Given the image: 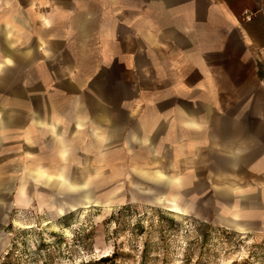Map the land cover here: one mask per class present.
<instances>
[{"label": "crops", "instance_id": "1", "mask_svg": "<svg viewBox=\"0 0 264 264\" xmlns=\"http://www.w3.org/2000/svg\"><path fill=\"white\" fill-rule=\"evenodd\" d=\"M1 1L10 7L13 0ZM18 5L13 18L25 59L74 60L75 78L57 88L58 97L18 103L22 123L34 107L33 127L62 161L69 162L74 143L79 139L81 147L86 138L97 142H85L86 152L117 140L135 162L139 153L176 156V165L163 169L192 174L144 172L168 187L160 203L182 211L181 192L206 182L218 187L226 203L217 211L225 215L224 225L247 232L264 218V0H19ZM118 81H129L125 97L114 92ZM37 161L30 175L45 180L41 184L77 187L81 196L91 197L90 180Z\"/></svg>", "mask_w": 264, "mask_h": 264}, {"label": "rangeland", "instance_id": "2", "mask_svg": "<svg viewBox=\"0 0 264 264\" xmlns=\"http://www.w3.org/2000/svg\"><path fill=\"white\" fill-rule=\"evenodd\" d=\"M18 1L9 7L0 0V264H112L96 260L114 251L116 264H264V218L256 219L247 232L224 225L225 215L217 211L226 203L217 186L204 182L202 188L186 187L178 197L182 211L160 203L158 196L168 190L144 172L192 174L163 169L176 165V156L139 153L135 162L117 140L100 150L89 146L86 152L85 142L97 146L96 140L86 138L81 147L77 139L66 163L33 127L34 107L22 123L19 101L58 97L57 88L75 75L70 58L25 59L24 44L16 35L19 22L13 18ZM33 35L32 28L30 42ZM117 68L122 70V65L117 63ZM128 82H117V96L128 95ZM34 160L45 168L60 165L75 179L87 178L91 197L81 196L77 187L41 184L45 180L30 175ZM41 173L49 174L44 169Z\"/></svg>", "mask_w": 264, "mask_h": 264}, {"label": "trees", "instance_id": "3", "mask_svg": "<svg viewBox=\"0 0 264 264\" xmlns=\"http://www.w3.org/2000/svg\"><path fill=\"white\" fill-rule=\"evenodd\" d=\"M43 244H44V242H43ZM11 254H12V252H9L7 254V258H10L11 257ZM116 258H117V252L114 251V253L111 254V255H104V256L99 257L96 260V262L103 263V262L112 261V264H116ZM142 264H145V263H142Z\"/></svg>", "mask_w": 264, "mask_h": 264}, {"label": "water", "instance_id": "4", "mask_svg": "<svg viewBox=\"0 0 264 264\" xmlns=\"http://www.w3.org/2000/svg\"><path fill=\"white\" fill-rule=\"evenodd\" d=\"M165 189H168V187H166Z\"/></svg>", "mask_w": 264, "mask_h": 264}]
</instances>
